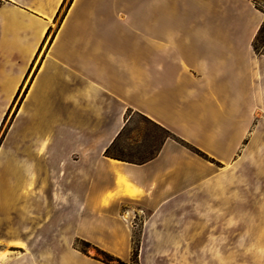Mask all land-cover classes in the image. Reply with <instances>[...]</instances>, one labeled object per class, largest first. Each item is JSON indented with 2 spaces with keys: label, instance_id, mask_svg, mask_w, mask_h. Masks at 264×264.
I'll return each mask as SVG.
<instances>
[{
  "label": "crops",
  "instance_id": "0c3cea01",
  "mask_svg": "<svg viewBox=\"0 0 264 264\" xmlns=\"http://www.w3.org/2000/svg\"><path fill=\"white\" fill-rule=\"evenodd\" d=\"M67 2L0 0V125L45 48L0 147V264H107L76 240L126 264H264V13ZM130 113L174 137L141 165L106 156Z\"/></svg>",
  "mask_w": 264,
  "mask_h": 264
},
{
  "label": "rangeland",
  "instance_id": "374dc122",
  "mask_svg": "<svg viewBox=\"0 0 264 264\" xmlns=\"http://www.w3.org/2000/svg\"><path fill=\"white\" fill-rule=\"evenodd\" d=\"M70 0H68L67 4ZM66 4V5H67ZM256 4L258 8H260L264 12V0H256ZM66 8V7H65ZM64 8V10H65ZM64 10L60 13L57 19V23L60 21V19L63 16ZM259 49L261 53H264V32L260 35V41H259ZM45 48L37 58L34 66L32 67L26 82L24 86L22 87L20 93L15 99V102L13 104V107L11 111L8 113V116L5 118V120L0 125V147L4 140V137L10 128V125L12 123L14 114L16 112V109L20 102L23 99V96L26 92L27 86L30 83V80L32 79V76L34 75L40 60L43 56ZM128 120L130 121L129 127L127 128V132L125 133V136L122 139V142L120 143L118 149L121 151H124L126 154H133L135 156H149L151 152H153L158 146L161 144L162 139L164 137V133L157 129L156 127L152 126L151 124L146 123L139 114L137 113H130L128 114ZM23 122V121H20ZM21 124V123H20ZM17 131V128L15 129ZM15 131V133H16ZM130 137L131 140H127V138ZM13 139L11 138L9 143H13ZM9 153L7 151L4 152L3 159L0 160V173L1 170L5 169L6 166V159L8 160ZM6 170V169H5ZM9 170H12L11 167ZM137 230V228H136ZM134 254L135 257H137V245L139 244V237H138V231H136L134 235ZM74 247L78 248L80 251L88 254L92 253L95 255L98 259L102 260L101 252H98L97 250H94L88 243L76 240L74 243ZM110 256V255H109ZM114 258V257H113ZM116 259V258H114ZM137 258H135L136 260ZM119 260V259H118ZM103 261V260H102Z\"/></svg>",
  "mask_w": 264,
  "mask_h": 264
},
{
  "label": "trees",
  "instance_id": "16d2710c",
  "mask_svg": "<svg viewBox=\"0 0 264 264\" xmlns=\"http://www.w3.org/2000/svg\"><path fill=\"white\" fill-rule=\"evenodd\" d=\"M255 5L256 4V0H254ZM258 7V6H257ZM260 9V8H258ZM261 10V9H260ZM262 11V10H261ZM263 12V11H262ZM264 13V12H263ZM264 32V23L262 24V26L260 27L257 36L255 37L254 43H253V47L255 49V51L257 53H261L260 49H259V41H260V35ZM264 55V53H261ZM140 117L148 124H151L152 126L156 127L157 129L161 130L165 135L162 139L161 144L158 146V148H156L153 152L150 153L149 156H135L131 153L126 154L124 153V151H121L118 149L120 143L122 142L123 137L125 136V133L127 132V128L129 127L130 121L128 120L126 125L124 126V128L121 130V132L119 133V135L117 136V138L114 140V142L110 145V147L106 150V156L119 160V161H123V162H127V163H132V164H137V165H141L144 164L152 159H154L160 149L162 148L163 144L165 143L166 140L168 139H173V135L166 129L162 128L161 126L157 125L156 123L152 122L151 120H149L148 118L140 115ZM127 140H131L130 137L127 138ZM186 145V144H184ZM188 146V145H186ZM189 148L194 151L195 153L201 154L198 150L192 148L189 146ZM102 255V260L103 262L107 263V264H126L124 262H122L121 260L118 259H114L112 256H109L106 253L101 252ZM137 256V255H136ZM137 258L134 255V259Z\"/></svg>",
  "mask_w": 264,
  "mask_h": 264
}]
</instances>
